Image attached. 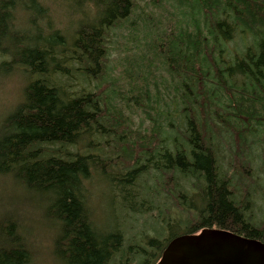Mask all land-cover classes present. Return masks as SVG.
<instances>
[{
  "label": "trees",
  "instance_id": "trees-1",
  "mask_svg": "<svg viewBox=\"0 0 264 264\" xmlns=\"http://www.w3.org/2000/svg\"><path fill=\"white\" fill-rule=\"evenodd\" d=\"M78 1L79 12L85 5L93 12L83 14L67 37L49 24V8L41 0H0V72L14 66L27 78L23 100L0 125V176H11L42 198L45 219L57 227L58 262L131 264L125 255L116 259L123 251L121 229L100 228L86 202L93 172L101 167L105 175V161L112 160L91 152L96 138H106L93 143L96 147L107 145V137L117 143L122 172L106 178L123 186L116 189L128 213L159 208L153 203L163 191V177L176 174L171 196L177 200L187 198L190 179L203 184L201 205L188 195L187 208L196 207V216L182 234L218 228L264 242V228L248 214L249 198L236 200L233 179L221 173L214 149L223 134L239 146L264 135V0H171L179 13L173 15L174 30L161 39L165 44L151 41L147 48L160 52L165 78L152 70L157 59L146 66L136 57L127 62V73L111 81L112 32L124 27L140 4ZM152 1L160 7L164 0ZM20 11L27 29L18 27ZM140 109L150 112L146 129L129 122ZM150 169L161 187L146 190L136 208L140 194L134 179ZM173 233L165 242L150 239L158 248L153 264L179 235ZM32 253L16 221L0 225V264H31ZM149 259L142 264H151Z\"/></svg>",
  "mask_w": 264,
  "mask_h": 264
},
{
  "label": "rangeland",
  "instance_id": "rangeland-1",
  "mask_svg": "<svg viewBox=\"0 0 264 264\" xmlns=\"http://www.w3.org/2000/svg\"><path fill=\"white\" fill-rule=\"evenodd\" d=\"M41 2L49 8V24L52 28H59L67 37L74 34L73 31L78 21L84 18L83 14L87 16V13L93 12L90 5L83 6L81 8L83 12H79V9L76 8L82 4L78 0H41ZM138 3L140 7L125 21L124 27L112 32V61L108 81L127 73L130 68L127 62L136 57L142 58L146 66L152 59H157L158 61L155 60L157 67L154 65L152 70L159 79H164L166 76L164 68L160 65V56L158 55L160 52H150L147 48L149 42L158 43L171 33V27L174 30L173 15L174 12L179 13L172 5L171 0H164L160 7H154L152 0H138ZM16 18L18 27L28 28L27 16L24 13L20 11ZM145 20L146 22H144ZM47 22L40 20L39 25L44 26L45 23L47 25ZM147 25L152 26V30ZM161 44L165 43L161 41ZM2 57L11 60V56L2 55ZM74 83V87L78 88L79 84L76 80ZM26 85V74L19 68L13 66L9 67L8 72H0V125L3 119L23 100ZM149 114H144L143 109L134 111L130 115L132 119L129 122L133 128L146 129L151 124ZM255 137L250 136L249 143L239 146L235 137L230 138L223 134L214 149L217 151L221 173L225 174L228 179H233L231 182L234 184L232 188L236 193L234 195L236 200L240 202L244 198H249L248 214L252 222L264 228V135ZM96 139H92V146L89 147V149L93 148L91 152L100 154L103 158L112 157V160L105 161L106 164L108 163L104 167L105 175L102 174L103 171L101 172V167H99V172L95 170L89 181L85 198L91 209V217L100 228L116 225L121 229L124 243L123 251L119 252L116 257L117 261L125 255L126 260L131 264H139V262L142 264L144 261L142 259L148 255L151 264H153L157 260L154 256L158 253V248L150 244V239L159 237L161 241L165 242L172 232L179 235L184 233L185 224L194 222L196 216V207L187 208L186 200L189 201L190 196L188 197V195H193L196 200L191 199L199 204L203 184L201 182L195 184L194 179L187 180L189 182H186L187 185H185L188 192L187 198L177 200L176 196H171L176 174L167 173L163 177L162 193L158 194V197H154L153 204L156 203L159 208H154L144 214L128 213L121 206L122 199L116 189L123 186L118 181L109 180L110 176L115 177L114 174L118 175L117 172H122L118 168L120 165L116 166L118 164L116 159L118 154L115 148L117 143L112 141V137H107V140H111L107 145L99 144L96 147V144L93 143H105L106 138L101 141ZM111 150H114V154ZM136 179H134L136 186L133 188H136V193L140 194L138 199H134L135 207L138 208L139 199L144 198V192L153 187L160 189L161 183L156 173L151 169L148 173H140ZM41 199L28 192L11 176H0V225H6L10 220L16 221L19 231L32 249L31 264H60L55 251L57 227L45 219V204Z\"/></svg>",
  "mask_w": 264,
  "mask_h": 264
},
{
  "label": "water",
  "instance_id": "water-1",
  "mask_svg": "<svg viewBox=\"0 0 264 264\" xmlns=\"http://www.w3.org/2000/svg\"><path fill=\"white\" fill-rule=\"evenodd\" d=\"M156 264H264V242L229 230L205 228L174 237Z\"/></svg>",
  "mask_w": 264,
  "mask_h": 264
},
{
  "label": "bare ground",
  "instance_id": "bare-ground-1",
  "mask_svg": "<svg viewBox=\"0 0 264 264\" xmlns=\"http://www.w3.org/2000/svg\"><path fill=\"white\" fill-rule=\"evenodd\" d=\"M230 125V124H229ZM248 176V175H247Z\"/></svg>",
  "mask_w": 264,
  "mask_h": 264
}]
</instances>
